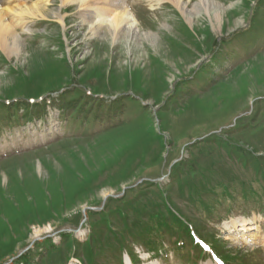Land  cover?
Returning a JSON list of instances; mask_svg holds the SVG:
<instances>
[{
    "label": "rangeland",
    "instance_id": "1",
    "mask_svg": "<svg viewBox=\"0 0 264 264\" xmlns=\"http://www.w3.org/2000/svg\"><path fill=\"white\" fill-rule=\"evenodd\" d=\"M216 1L223 8L214 28L213 11L188 22L168 0H127L137 32L112 38L105 30L92 36L81 18L86 6L0 0L3 11L35 3L62 19L37 12L21 19L23 31L2 16L22 52L0 50V113L17 110L0 122V264H119L120 247L132 236L153 238V219L171 216L163 205L186 216L227 264H264V199L258 210L242 199L264 191V0ZM201 137L198 148L186 147ZM220 182L234 184L227 194L236 200L206 218L197 208ZM196 188L213 191L203 197ZM242 218L246 234L231 223ZM172 222L187 236V225ZM139 228L148 232L140 237ZM136 258L214 263L211 253L191 262L172 249L163 259Z\"/></svg>",
    "mask_w": 264,
    "mask_h": 264
},
{
    "label": "bare ground",
    "instance_id": "2",
    "mask_svg": "<svg viewBox=\"0 0 264 264\" xmlns=\"http://www.w3.org/2000/svg\"><path fill=\"white\" fill-rule=\"evenodd\" d=\"M39 0H36V3ZM62 6L67 7V4L78 5V7L86 6V9L82 15V22L89 23V30L92 33V36L98 35L102 32H105L112 36V38H118L122 34L129 35L137 32V21L134 18L133 12L130 11V8L127 5V0H60ZM8 2V1H7ZM169 3L178 12H181L183 16L188 20V22H192L193 18L197 16L198 13L202 12L211 19L210 12L213 11V21L212 27L215 28L217 23H219L220 18V10L223 8L221 3L216 0H195L192 8L188 7V2L185 0H168ZM94 4L100 5V7L95 8ZM71 6V5H69ZM25 8V9H23ZM81 10V9H80ZM50 14L56 16L58 21L62 22V19L59 18V13H56L55 10H48ZM47 9L43 6L36 7L34 3L32 6L26 5L25 7H15L12 10L3 11L0 8V50L7 53V55H20L22 52L21 49V41L18 39L17 35L10 29V24L6 23L3 19V15L9 16L12 21L16 19L18 23H21L22 29L24 31V24L21 22V19H25L27 17H35L36 13H40L39 16L46 17ZM97 11V12H95ZM3 12V14H2ZM115 12V13H114ZM103 13L113 14L110 18H105L102 20ZM25 16V17H24ZM108 17V16H107ZM101 18V19H100ZM211 24V22H209ZM106 26V27H105ZM127 30V33H125ZM28 33V31H25ZM21 56V55H20ZM244 219H240L236 222L234 220L231 223L236 224L240 223L241 230L244 234H246L251 228H247L248 223ZM35 235H38L37 231H35ZM81 235V234H79ZM244 236L243 240L249 243H254L257 240L255 238L246 239ZM259 240V239H258ZM261 242L264 241L263 238L260 239Z\"/></svg>",
    "mask_w": 264,
    "mask_h": 264
},
{
    "label": "trees",
    "instance_id": "3",
    "mask_svg": "<svg viewBox=\"0 0 264 264\" xmlns=\"http://www.w3.org/2000/svg\"><path fill=\"white\" fill-rule=\"evenodd\" d=\"M193 171L197 172L196 170H193ZM220 171H221V170H220ZM195 172H192V173H191V177H190V178H192V175H194ZM233 186H234V184L232 185V184H229V183H223V182L215 183V189H217L218 191H222V190L227 191L228 189H230V188L233 187ZM210 190H211V189L196 188V189H194V192H195V194L200 193L199 195H200V196H203V195L208 194ZM211 191H213V189H212ZM234 192H235V190H234ZM214 200H215L214 197H212V198L208 201V203H209L210 206L213 205ZM157 207H159V204H157ZM149 215L152 216L153 214L150 213ZM153 220H154V222L158 225V228H159V229H165V223L163 222V220H162L161 218H157V217H156V218H154ZM143 229H144V228H139V229H137V230L135 231V234H136V233L143 234ZM110 248H113V249H114L115 247H110Z\"/></svg>",
    "mask_w": 264,
    "mask_h": 264
}]
</instances>
